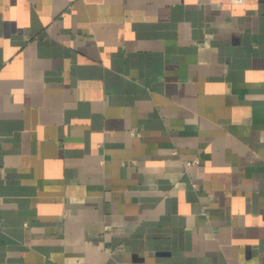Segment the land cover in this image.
Listing matches in <instances>:
<instances>
[{
	"label": "crops",
	"instance_id": "0c3cea01",
	"mask_svg": "<svg viewBox=\"0 0 264 264\" xmlns=\"http://www.w3.org/2000/svg\"><path fill=\"white\" fill-rule=\"evenodd\" d=\"M0 264H264V0H0Z\"/></svg>",
	"mask_w": 264,
	"mask_h": 264
},
{
	"label": "built area",
	"instance_id": "2783aa9c",
	"mask_svg": "<svg viewBox=\"0 0 264 264\" xmlns=\"http://www.w3.org/2000/svg\"><path fill=\"white\" fill-rule=\"evenodd\" d=\"M199 163V159L195 158V159H192V160H188L186 162V165L187 166H193V165H197Z\"/></svg>",
	"mask_w": 264,
	"mask_h": 264
}]
</instances>
